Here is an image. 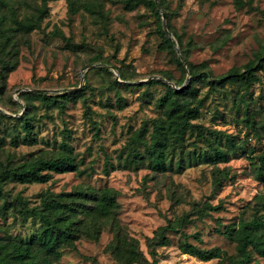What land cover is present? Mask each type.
I'll list each match as a JSON object with an SVG mask.
<instances>
[{
	"label": "rangeland",
	"instance_id": "1",
	"mask_svg": "<svg viewBox=\"0 0 264 264\" xmlns=\"http://www.w3.org/2000/svg\"><path fill=\"white\" fill-rule=\"evenodd\" d=\"M3 1L6 24L14 26L13 17L26 21L44 0ZM156 1L163 28L167 30L168 23L178 36L172 37L176 56L182 50L198 74L219 76L241 68L264 43V0H242V5L234 0H160L161 8ZM46 4L41 22L11 31L0 53L12 62L0 86V109L11 116L0 126V161L10 157L11 164H18L48 156L66 142L77 169L53 173L46 182L7 179L0 197V206L9 204L0 209V241H28L38 232L39 218L21 209L38 204L44 191H69L80 184L109 186L118 191L122 228L139 240L145 255V261L135 264H227L225 259L203 261L182 253L179 244L186 240L233 254L234 243L219 229L251 217L257 209L264 213L256 198L264 194V167L257 174L250 164L264 148V139L250 126L251 121L264 124V64L257 71L259 79L246 91L230 82L217 90L206 81L196 82L204 100L193 123L202 127L203 135L196 136V127L187 129L167 172L155 175L148 159L137 155L145 153L142 140L131 143L130 138L145 123L144 139L149 141L152 121L159 115L155 101L165 87L160 82L139 83L169 79L178 84L182 71L162 41L153 9L146 3L126 7L120 1H104L101 19L80 6L71 12L67 0ZM189 79L187 73L183 84ZM72 91L76 93L62 99V108L32 94ZM23 113L33 118L36 140L31 143L22 141L16 120ZM214 147L226 151V160L214 158ZM223 169H228V178H222ZM207 204L219 208L211 210ZM177 218L180 227L167 231L168 243L156 247L153 258L147 240ZM111 239L108 229L97 240L78 238L49 264H120L105 250ZM247 264H264V257L252 253Z\"/></svg>",
	"mask_w": 264,
	"mask_h": 264
},
{
	"label": "trees",
	"instance_id": "2",
	"mask_svg": "<svg viewBox=\"0 0 264 264\" xmlns=\"http://www.w3.org/2000/svg\"><path fill=\"white\" fill-rule=\"evenodd\" d=\"M71 12L77 10L80 6L90 14H95L101 19L105 16L104 1H120L126 7L146 3L153 9L156 15V28L162 37V41L169 48L174 57V61L182 71V78L176 83H171L169 79L150 80L140 82L139 84H151L160 82L165 87L164 92L156 99L155 106L159 115L152 121V129L149 132V141L144 139L148 131L147 125L142 123L139 129L130 138L131 143L142 140L145 146V153H137L149 162V169L153 174H164L167 172L170 156L174 148L184 139L187 129L196 127L197 137H202L203 130L193 120L198 119L199 111L203 106V98L199 96V87L196 82L206 81V85L213 90L223 88L227 82L237 84L249 89L259 78L257 71L264 64V43L256 52L254 59L249 60L241 68L232 67L224 74L213 76L209 71H203L202 74L194 71V68L186 60L183 51L180 56H176L174 50V39L178 38L170 29L167 23V30L163 28L161 14L157 8L156 0H67ZM237 5H242V0H234ZM4 1L0 0V53H3L10 41L11 31L15 28L25 30L38 25L46 13V0L37 8L36 13L24 20H18L13 17L14 24H6V11L1 7ZM160 8L162 1L158 0ZM162 15L165 14L162 13ZM34 18V22L30 21ZM171 35V37H170ZM181 41H178L180 45ZM188 67V71L185 68ZM12 70V62L6 55L0 56V86L3 87L6 82L7 72ZM190 75L188 83L183 84L186 74ZM114 82H117L114 79ZM1 91V88H0ZM72 92L48 95L43 92L32 93L40 98L43 103L52 104L59 108L63 107L62 99H68ZM11 118L0 109V126L4 119ZM23 131V142H34L33 118L27 113L17 117ZM249 122V119H247ZM250 124V123H249ZM253 134L264 139V124L258 125L251 121ZM14 144H17L12 139ZM254 149L250 150L253 151ZM214 158L226 160L227 155L220 147H214ZM10 157L3 162L0 161V197L4 196L3 186L7 179L11 178L19 182H46L53 173H62L77 169L75 156L72 154V148L62 142L59 151L51 152L48 156L33 157L18 164H11ZM250 164L252 170L261 174L264 167V148L255 157H251ZM223 177L228 178V169H223ZM214 178L213 182H217ZM118 191L112 187L104 186L95 188L90 185L80 184L75 189L59 192L44 191L39 203L31 207L21 209L23 213L37 216L41 223L38 232L28 241L15 239L0 241V264H49L56 261L61 256L63 247H73L74 241L78 238H88L97 240L103 230H109L112 233V239L107 243L105 250L109 252L120 264H135L145 261V255L139 247V240L129 235L121 226L118 219ZM259 208L264 211V194L256 196ZM8 203L0 206L4 211ZM211 210H217L219 205L211 206ZM180 218L173 221H167L164 226L159 227L152 237L147 240L149 255L156 256V247L164 246L168 243L166 238L167 231L177 230ZM219 232L229 241L234 243L235 253H227L218 246L210 248H199L194 244L184 240L180 242L179 249L186 253L206 261L212 258H219L227 264H247L252 253L264 257V213H258V209L249 218L240 217L237 221L226 224ZM186 236V235H184Z\"/></svg>",
	"mask_w": 264,
	"mask_h": 264
},
{
	"label": "water",
	"instance_id": "3",
	"mask_svg": "<svg viewBox=\"0 0 264 264\" xmlns=\"http://www.w3.org/2000/svg\"><path fill=\"white\" fill-rule=\"evenodd\" d=\"M162 17L164 18V15H162ZM164 26H165V23H164ZM170 37H171V35H170ZM82 79L84 78V76L82 75V77H81ZM119 77L118 76H116V79H118Z\"/></svg>",
	"mask_w": 264,
	"mask_h": 264
}]
</instances>
